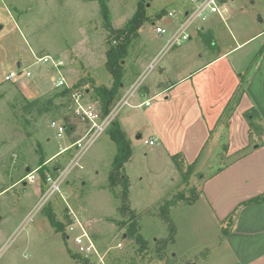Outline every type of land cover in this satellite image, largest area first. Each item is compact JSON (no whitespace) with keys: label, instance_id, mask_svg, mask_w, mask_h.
Masks as SVG:
<instances>
[{"label":"rangeland","instance_id":"rangeland-1","mask_svg":"<svg viewBox=\"0 0 264 264\" xmlns=\"http://www.w3.org/2000/svg\"><path fill=\"white\" fill-rule=\"evenodd\" d=\"M138 1L107 0L115 29L123 28L132 18ZM189 7L188 0H155L149 4L148 15L153 23L141 29L123 63L124 85L114 106L125 99L123 92L131 94L138 82L142 86L131 103L144 99L149 84L157 88V82L152 80L168 55L162 57L154 71L149 72V67L170 38L176 22L170 23L168 34L163 37L156 36L153 24H165L158 18L162 11ZM228 8L230 14L224 23L217 15L200 22L218 31V39L211 48L213 53L264 30V0H228ZM198 25L199 22L195 26ZM195 26L191 30L192 42H201L206 49ZM186 43L181 51L193 58L199 55L187 50ZM263 43L264 37L252 40L241 54L254 52ZM108 48L97 0H0V264H100L96 258L77 253L73 237L80 234L81 226L96 243L104 264H191L183 255L195 256L198 261L206 257L211 263L230 264L232 257L224 249L223 238L224 231L233 225L227 220L223 234L217 232L206 218L203 203L172 212V222L179 231L178 244L158 252L155 239L163 240L169 235L167 224L157 213L163 187L160 179L149 175H145L144 181L139 180L142 163L130 172L134 184L131 208L148 214L140 226L150 247L148 253H139L140 246L127 237L128 227L119 225L126 220L119 212L121 189L108 186L117 152L108 132L79 163L75 149L60 154L62 148L81 136L84 125L76 119L68 94L52 83V61L61 63L69 83L90 99V81L108 88L112 85L106 70ZM45 57L52 61L41 62ZM191 65L183 57L175 68L190 70ZM143 68L146 70L141 75ZM23 69L32 74L24 79L26 86L21 87L20 81L6 80L8 74ZM127 115L133 125L140 124L143 117L140 111L124 105L117 121ZM53 122L67 124L65 138L58 139L57 131L51 127ZM227 162L211 152L205 155L190 184L181 187L180 192L190 197L192 188L200 187L204 178ZM65 171L64 182L60 187L53 186L49 179L55 182ZM31 173L35 183L27 180ZM50 216L64 227V234L55 232ZM174 253L178 254L176 259Z\"/></svg>","mask_w":264,"mask_h":264},{"label":"crops","instance_id":"crops-1","mask_svg":"<svg viewBox=\"0 0 264 264\" xmlns=\"http://www.w3.org/2000/svg\"><path fill=\"white\" fill-rule=\"evenodd\" d=\"M227 10L228 17L230 10ZM202 27L201 32L212 31L214 40L218 39L215 27ZM263 35L264 30L215 53L191 39L185 46L199 54L197 58L187 56L180 47L170 51L152 80L157 82V88L149 84L142 101L131 103L135 94L123 92L128 100L126 106L143 116L136 125L129 115L119 120L134 148L133 158L125 166L131 184V202L134 184L130 172L137 163L143 164L141 182L145 175L162 182L160 204L180 183L181 175L172 157L183 155L188 164L198 165L210 152L228 162L218 167L222 168L220 173L203 179L200 199L188 207L203 203L206 218L217 232L223 234L228 217L241 204L264 195V43L254 52L241 54L247 43ZM183 57L192 63L190 70L175 68ZM145 70H141V75ZM243 75H247L244 83ZM23 82L21 87L26 86ZM156 96L149 107H141ZM251 110L257 112L255 131L250 126L253 119L247 118ZM150 141L154 145L146 143ZM240 153L244 155L239 157ZM133 210L141 214L140 221L148 215ZM178 232L173 247L178 244ZM141 233L144 234L143 228ZM223 246L232 257L230 264H264V202L240 207L229 234L223 238ZM174 254L176 259L178 254ZM183 257L191 264H217L206 257L200 261L195 256Z\"/></svg>","mask_w":264,"mask_h":264},{"label":"trees","instance_id":"trees-1","mask_svg":"<svg viewBox=\"0 0 264 264\" xmlns=\"http://www.w3.org/2000/svg\"><path fill=\"white\" fill-rule=\"evenodd\" d=\"M101 10V16L104 23V29L107 32V43L108 51L106 53V70L112 78V85L110 88L106 86H98L94 81H90L91 85L88 90L90 93V99L94 102H98L101 105V109L104 114H108L114 107L120 91L124 85V61L128 58L130 49L140 37L141 29L151 22L148 15V6L151 2L155 0H139L137 3V9L132 18L125 24L123 28L115 29L112 25V14L107 3V0H97ZM166 12L162 11L158 18L162 19L166 16ZM200 39L205 47L213 48L214 46V35L212 31L200 32ZM263 48L259 52V56L262 54ZM246 75L242 76V82L244 83ZM80 85V84H78ZM242 91V90H241ZM240 91V92H241ZM64 93L68 94L67 91ZM242 92L238 100L240 101ZM34 102H29L30 105H33ZM236 103V102H235ZM228 115V113H227ZM257 112L251 110L247 114L248 119L250 120L251 131L257 130L256 119ZM108 135L110 140L116 145L117 152L112 162L111 171L108 175V186L110 189L115 190L121 189L120 196V207L119 212L126 219L124 223H119V225L128 227L127 237L131 240H134L137 245L140 246L139 253H148L149 251V241L141 233L140 226V217L141 214H138L135 210L131 208L130 201V180L126 175L125 166L133 158L134 148L131 140L127 136L126 132L122 128L119 121H116L113 126L108 130ZM226 150H224L225 152ZM244 154L240 153L239 157H242ZM172 160L177 167L182 184L178 185L171 195L167 197L163 202L159 204V211L157 212L161 221L165 222L169 228V235L166 239L156 240L155 244L158 246V252L163 253L168 246L175 243L177 228L172 222L171 214L178 208L182 206H192L199 199L202 194V184L201 186H196L191 189L190 197L186 196L184 192H180L181 187H187L192 178L196 173L197 162L193 164H188L183 155H175L172 157ZM222 168H219L215 171L213 176L220 173ZM211 175V176H212ZM210 176V177H211ZM205 179V178H204ZM204 181V180H203ZM264 202V195L253 198L247 202L241 204L240 207L260 204ZM239 208H237L229 217V224H234L235 219L237 218ZM51 225L56 228V233L64 234V227L58 223V221L53 217H49ZM232 227V226H231ZM226 229V228H225ZM229 234V230L224 231V236ZM158 254L162 257L161 254ZM73 258H76L73 256Z\"/></svg>","mask_w":264,"mask_h":264},{"label":"built area","instance_id":"built-area-1","mask_svg":"<svg viewBox=\"0 0 264 264\" xmlns=\"http://www.w3.org/2000/svg\"><path fill=\"white\" fill-rule=\"evenodd\" d=\"M190 7L184 10H172L162 18L165 21L164 25L154 23V32L157 37H163L168 34L167 27L172 21L176 22V28L170 35L165 46L162 48L159 56L152 62L149 67V72H152L158 66L163 56L168 54L175 48L183 46L186 42L192 39L191 30L199 22L198 26H195L197 32H201L203 29L200 22L208 20V16L217 15L223 22L226 21L228 15V0H188ZM49 57L40 59L41 62H49ZM52 61V60H51ZM54 75L51 77V81L55 88L62 89L68 92V96L71 98V102L74 106V112L76 119L84 125V130L81 136L73 142L69 147H64L60 150V154L69 152L75 149L76 157L75 160L79 163L80 159L84 154L96 143V141L117 121L118 114L124 105L128 104V100L118 102L113 109L108 113L104 114L101 105L98 102H94L85 97V95L78 90H75L71 85L61 69V63H55L52 61ZM149 74V73H148ZM32 74L28 69H23L18 73H10L6 76L7 81H20L22 83L24 79H28ZM142 86V82H138L131 92V95L135 94ZM157 98L153 97L147 100L141 105L149 107L151 102ZM51 127L57 131L58 139L65 138L67 135V124H58L53 122ZM149 145H154V142H146ZM77 163V164H78ZM67 176V172L61 173L58 180L55 182L49 179L53 186L60 185L64 182ZM29 183H35L34 174H30L27 177ZM57 186V187H58ZM58 187V188H59ZM80 234L73 237V245L76 248L78 254L85 256L88 259L96 258L100 264H104V259L98 250V247L90 234L81 226Z\"/></svg>","mask_w":264,"mask_h":264}]
</instances>
